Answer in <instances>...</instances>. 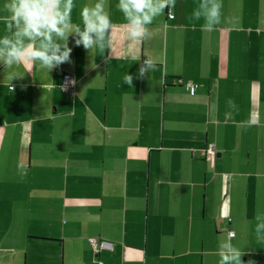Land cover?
<instances>
[{
	"label": "crops",
	"instance_id": "0c3cea01",
	"mask_svg": "<svg viewBox=\"0 0 264 264\" xmlns=\"http://www.w3.org/2000/svg\"><path fill=\"white\" fill-rule=\"evenodd\" d=\"M0 264H264V0H0Z\"/></svg>",
	"mask_w": 264,
	"mask_h": 264
},
{
	"label": "built area",
	"instance_id": "2783aa9c",
	"mask_svg": "<svg viewBox=\"0 0 264 264\" xmlns=\"http://www.w3.org/2000/svg\"><path fill=\"white\" fill-rule=\"evenodd\" d=\"M169 12V18L173 19L174 18V15L172 14L171 10L169 9V5L167 2H164V5H163ZM143 73V72H142ZM187 90L189 91L190 95L191 96H194L197 92V89H198V86L193 84V83H189L187 84ZM76 88V79H75V76L73 74H65L63 76V81H62V84L60 86V90L62 93L64 94H68V95H71L74 90ZM10 90H14V87H11ZM214 149L211 148L209 150H207L205 152V155H206V159L208 162H213L214 161V158H215V154H214ZM235 234L233 233H230V237H234ZM91 244H92V247H93V250L94 252L97 254L100 250H103V249H109V250H112V245H110L109 243L107 242H100L99 240H91Z\"/></svg>",
	"mask_w": 264,
	"mask_h": 264
}]
</instances>
